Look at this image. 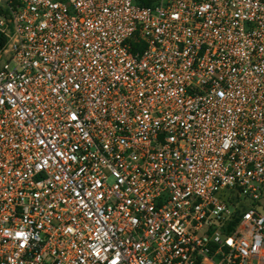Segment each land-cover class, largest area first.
I'll use <instances>...</instances> for the list:
<instances>
[{
  "label": "built area",
  "instance_id": "obj_1",
  "mask_svg": "<svg viewBox=\"0 0 264 264\" xmlns=\"http://www.w3.org/2000/svg\"><path fill=\"white\" fill-rule=\"evenodd\" d=\"M0 264H264V0H0Z\"/></svg>",
  "mask_w": 264,
  "mask_h": 264
},
{
  "label": "rangeland",
  "instance_id": "obj_2",
  "mask_svg": "<svg viewBox=\"0 0 264 264\" xmlns=\"http://www.w3.org/2000/svg\"><path fill=\"white\" fill-rule=\"evenodd\" d=\"M246 205H250L251 204V200L249 199V198H247V199H243L242 200Z\"/></svg>",
  "mask_w": 264,
  "mask_h": 264
},
{
  "label": "trees",
  "instance_id": "obj_3",
  "mask_svg": "<svg viewBox=\"0 0 264 264\" xmlns=\"http://www.w3.org/2000/svg\"><path fill=\"white\" fill-rule=\"evenodd\" d=\"M143 4L144 5H148V4H150V2L149 1H144Z\"/></svg>",
  "mask_w": 264,
  "mask_h": 264
}]
</instances>
